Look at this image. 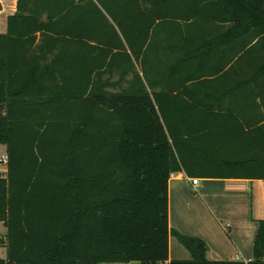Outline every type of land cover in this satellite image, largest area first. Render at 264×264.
<instances>
[{
  "label": "trees",
  "instance_id": "16d2710c",
  "mask_svg": "<svg viewBox=\"0 0 264 264\" xmlns=\"http://www.w3.org/2000/svg\"><path fill=\"white\" fill-rule=\"evenodd\" d=\"M0 144V264H264L169 225L172 173L264 179V0H18Z\"/></svg>",
  "mask_w": 264,
  "mask_h": 264
},
{
  "label": "crops",
  "instance_id": "0c3cea01",
  "mask_svg": "<svg viewBox=\"0 0 264 264\" xmlns=\"http://www.w3.org/2000/svg\"><path fill=\"white\" fill-rule=\"evenodd\" d=\"M0 3V33H6L8 18L17 11L18 0H0ZM0 171L6 173L7 169L0 168ZM190 178L193 177L184 172H175L170 176L171 229L203 239L209 260L249 261L258 221L264 220V179L196 177L198 182L192 185ZM169 248V259L158 264L192 258L174 234L169 237Z\"/></svg>",
  "mask_w": 264,
  "mask_h": 264
},
{
  "label": "rangeland",
  "instance_id": "374dc122",
  "mask_svg": "<svg viewBox=\"0 0 264 264\" xmlns=\"http://www.w3.org/2000/svg\"><path fill=\"white\" fill-rule=\"evenodd\" d=\"M3 155H7V148L6 145L0 144V159ZM0 168L7 169V163L2 162L0 160ZM5 172L0 171V176H5ZM7 228L4 226L3 223H0V258H6L7 256V246L5 243H7ZM136 264H139V261H135Z\"/></svg>",
  "mask_w": 264,
  "mask_h": 264
},
{
  "label": "built area",
  "instance_id": "2783aa9c",
  "mask_svg": "<svg viewBox=\"0 0 264 264\" xmlns=\"http://www.w3.org/2000/svg\"><path fill=\"white\" fill-rule=\"evenodd\" d=\"M0 160L2 162H6L7 163V155H3ZM190 182L192 183V185H195L198 182V178H196V177L190 178Z\"/></svg>",
  "mask_w": 264,
  "mask_h": 264
}]
</instances>
